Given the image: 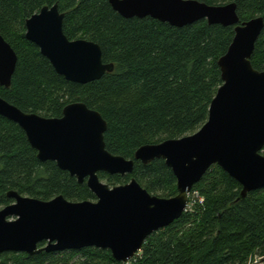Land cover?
Instances as JSON below:
<instances>
[{
    "label": "trees",
    "instance_id": "trees-1",
    "mask_svg": "<svg viewBox=\"0 0 264 264\" xmlns=\"http://www.w3.org/2000/svg\"><path fill=\"white\" fill-rule=\"evenodd\" d=\"M210 5L237 3L241 21L264 17V0H198ZM59 4L64 33L70 40L98 43L111 73L88 84L60 75L40 48L26 38V21L45 6ZM0 34L18 56L10 87L0 95L21 110L62 117L72 102H84L108 122L107 150L128 159L137 149L197 132L223 84L218 60L235 36L233 26L207 20L175 27L145 18H125L109 0H0ZM253 66L264 71V29L256 42ZM264 155V149L262 150ZM110 186L135 178L148 192L171 198L178 181L164 159L135 162L125 176L100 173ZM242 185L213 165L194 185L203 203L194 205L169 226L153 233L130 261H117L110 250L0 254V264H247L264 256V187L242 196ZM44 201H95L87 183H79L56 162H42L26 133L0 115V209L13 202L10 191ZM41 246L44 243L40 244Z\"/></svg>",
    "mask_w": 264,
    "mask_h": 264
},
{
    "label": "water",
    "instance_id": "water-1",
    "mask_svg": "<svg viewBox=\"0 0 264 264\" xmlns=\"http://www.w3.org/2000/svg\"><path fill=\"white\" fill-rule=\"evenodd\" d=\"M125 18L152 17L175 27L199 20L233 26L235 36L219 60L223 84L213 99L207 122L195 133L146 144L128 159L107 150L108 122L84 102L69 103L62 117L25 112L0 95V115L17 123L42 161H54L95 194V201L52 200L10 191L13 202L0 209V254L108 249L128 263L155 232L180 219L188 194L213 165H219L243 187L242 196L264 187V71L252 64L264 17L241 21L237 3L210 5L198 0H109ZM59 4L45 6L26 21V38L35 43L68 81L88 84L114 71L103 61L101 46L70 40L64 33ZM18 56L0 34V85L10 87ZM164 159L178 181V195L151 194L133 178L110 186L100 173L128 175L135 162ZM44 243L43 246L40 244Z\"/></svg>",
    "mask_w": 264,
    "mask_h": 264
},
{
    "label": "rangeland",
    "instance_id": "rangeland-1",
    "mask_svg": "<svg viewBox=\"0 0 264 264\" xmlns=\"http://www.w3.org/2000/svg\"><path fill=\"white\" fill-rule=\"evenodd\" d=\"M102 181L107 183V181L105 180H102ZM197 193L198 191H195L193 194V196L196 198V200H192L193 208H194V205L198 204L199 202L201 203L198 197L199 193L198 194ZM247 264H264V256H261L260 253L255 252L250 256V259L248 260Z\"/></svg>",
    "mask_w": 264,
    "mask_h": 264
},
{
    "label": "built area",
    "instance_id": "built-area-1",
    "mask_svg": "<svg viewBox=\"0 0 264 264\" xmlns=\"http://www.w3.org/2000/svg\"><path fill=\"white\" fill-rule=\"evenodd\" d=\"M195 191H191L188 195H189V202H188V205H187V209L186 211H189V210H192L193 208V204H192V200H196V198L193 196ZM198 194V193H197ZM199 197V200L201 201V203L204 202V199L200 197V195H198ZM130 263V261L128 262Z\"/></svg>",
    "mask_w": 264,
    "mask_h": 264
}]
</instances>
